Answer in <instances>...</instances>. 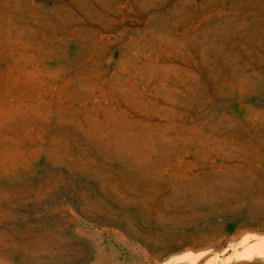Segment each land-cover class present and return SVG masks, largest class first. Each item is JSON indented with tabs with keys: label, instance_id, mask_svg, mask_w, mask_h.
<instances>
[{
	"label": "rangeland",
	"instance_id": "374dc122",
	"mask_svg": "<svg viewBox=\"0 0 264 264\" xmlns=\"http://www.w3.org/2000/svg\"><path fill=\"white\" fill-rule=\"evenodd\" d=\"M263 257L264 0H0V264Z\"/></svg>",
	"mask_w": 264,
	"mask_h": 264
},
{
	"label": "bare ground",
	"instance_id": "6f19581e",
	"mask_svg": "<svg viewBox=\"0 0 264 264\" xmlns=\"http://www.w3.org/2000/svg\"><path fill=\"white\" fill-rule=\"evenodd\" d=\"M259 237H260V236H259ZM262 238H263V237H262ZM242 246H243V245H242ZM238 253H239V252H238ZM255 257H257V258H259V259L261 258V257H258V256H255ZM263 258H264V257H263ZM263 258H262V260H263Z\"/></svg>",
	"mask_w": 264,
	"mask_h": 264
}]
</instances>
